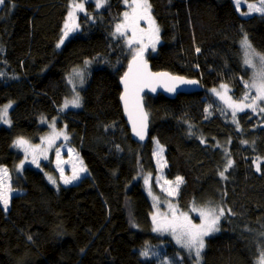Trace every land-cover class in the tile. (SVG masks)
Returning <instances> with one entry per match:
<instances>
[{"label":"trees","instance_id":"16d2710c","mask_svg":"<svg viewBox=\"0 0 264 264\" xmlns=\"http://www.w3.org/2000/svg\"><path fill=\"white\" fill-rule=\"evenodd\" d=\"M70 1L4 0L0 7V109L14 105L11 126L0 127V167L15 194L8 211L0 202V264H195L194 253L152 232L143 176L160 170L174 184L183 178L181 211L193 202L231 209L206 238L200 264H257L264 249V113L245 111L234 123L212 91L225 84L237 101L255 96L245 87L252 72L241 41L246 35L264 54V15L244 17L233 0H148L161 39L149 57L152 69L198 80L202 91L145 95L149 140L136 143L120 102L133 56L116 35L129 0H106L100 11L83 0L78 30L57 47ZM79 71L81 108L63 112L69 78ZM46 118L66 128L83 160L88 174L78 184L54 186L40 170L18 169L16 141L39 143L49 131Z\"/></svg>","mask_w":264,"mask_h":264},{"label":"snow or ice","instance_id":"6c2138e0","mask_svg":"<svg viewBox=\"0 0 264 264\" xmlns=\"http://www.w3.org/2000/svg\"><path fill=\"white\" fill-rule=\"evenodd\" d=\"M105 0H97V6L102 7ZM127 2V0H126ZM237 7H239V0H235ZM4 4V0H0V5ZM132 13L128 12L124 13L125 23L118 24L116 26V32L119 33L120 36H125L128 30H131L132 36L128 39V46L131 48L133 43L140 44L141 46L134 50L132 65L136 66L135 72L133 73V67L130 65L129 74H126L124 77V88L125 94L121 97L125 101V108L128 109L129 98H131L134 104L139 107V93L142 91L144 87H151L152 91H155V87L152 86V80L155 77H168L167 73H150L147 71L146 61L143 59V55L145 50L151 46L153 51L155 50L156 44L159 42V32L160 29L156 25L155 20L150 15V5L147 0H132ZM73 11L69 12V19H74V13L76 10L84 11V5L82 3H74ZM248 8L250 11L260 12L264 15V0H260L259 6L256 4H249ZM247 14V13H242ZM141 20H146L149 24V28L147 30L139 29V22ZM78 28V25H64V35L61 38L60 42L57 44V47H60L64 43V39H66L69 35L70 31H74ZM146 33L148 37V43H143L144 37L140 36L137 38V32ZM242 47L245 49V58L244 64L248 67L255 68L256 65L253 63V57H255L259 62V70L253 73L252 81H245V87L248 89H255L256 95L252 97L251 101H249V95L246 93L240 98V101H234L228 93V86L225 84H221V89L224 90L223 93L217 92L216 89H213V92L216 93L217 96L220 97L221 100L224 101L225 104L228 105L229 108L232 109L233 122L238 124L236 121V113L238 111H244L246 108L251 109L253 112L257 110L259 107L260 112H264V106H259L257 102L264 101V54H260L252 48L249 43L247 36L245 35L244 39L241 41ZM199 52V49H196ZM86 64L89 62H85ZM75 71V70H74ZM76 75L80 77V82L83 84V73L76 72ZM131 76V79H130ZM169 79L175 80L179 83L185 84H195L196 81L184 80L182 77H169ZM169 91H174V88H169ZM74 107H80V96L77 94L75 98L71 101ZM67 102L65 103V107H67ZM7 107H11L8 105ZM7 107L3 110L5 115L7 114ZM7 122V121H6ZM147 115L143 113L142 109L140 111V121L139 128H137L136 122H133V131L141 140L145 138V130L147 127ZM63 133H57V135H62ZM67 139V136H65ZM247 144V141H242ZM17 146H21L25 148V151L28 150V141L24 139H18L16 141ZM57 158H59V152H57ZM32 163H37L36 157L33 156ZM232 161L229 160L227 163V167L224 171H227L228 168L232 167ZM21 168L23 165L20 166ZM37 167L39 164L37 163ZM256 170L259 171V165H257ZM5 174L7 173L6 169H0ZM81 172H86V168H81ZM63 175V170H61ZM221 177L227 179L224 175V172L220 173ZM79 179V176L76 174L75 170L73 171V175L70 178L65 177L64 183H71L73 180ZM53 183L55 180L52 177H49ZM183 182L182 177L176 178V186L177 189L179 185ZM147 183V181H146ZM170 195L173 193H169ZM0 202L3 203L4 210H7L9 197L4 193L0 192ZM192 208V211H196L198 216L201 219L199 224L194 223L191 217L187 212H177L176 209L170 204V215L165 216L163 220H157L156 216H153V222L155 224L154 231L157 232H169L176 240V243L181 247L186 248L189 254L194 253V257L196 259L197 264H199V260L201 258V253L205 248V237L212 235L215 232H219V223L221 218L225 215V212L231 213V209H225L224 207L217 206L215 208L212 207H199L195 206ZM31 239V237H29ZM145 257L148 256V252L145 251L142 253ZM257 264H264V249L260 251L259 258L257 260Z\"/></svg>","mask_w":264,"mask_h":264},{"label":"rangeland","instance_id":"374dc122","mask_svg":"<svg viewBox=\"0 0 264 264\" xmlns=\"http://www.w3.org/2000/svg\"><path fill=\"white\" fill-rule=\"evenodd\" d=\"M87 2L88 3L93 2L97 8V11H100L104 7V5L106 4V0H105L102 7L97 6V0H92V1L89 0ZM147 2H148V0H147ZM74 3H82L83 4V0H71L69 3L70 4L69 12L73 11L72 6ZM129 3H130V6H129L128 13L131 14L132 13V7H133L132 0H129ZM234 3H235L236 8L241 13H247L246 15H249V16L254 15V14L262 15L260 12L250 11L248 8L249 4H256L257 6H259L260 0L256 3H249V2H246L244 0H239V7H237L235 0H234ZM148 4H149V2H148ZM78 13H79V10H76L74 13V19L73 20H70L69 15H68L64 25L66 23L69 24L70 26L73 24L78 25ZM150 15L154 19L151 7H150ZM124 23H125V17H124L123 21L121 22V24H124ZM148 28H149V24L146 20H141L139 22V29L147 30ZM77 30H78V28L74 31H70L69 35H72ZM116 35L120 36L119 33H117V32H116ZM131 36H132V32H131V30H128V32L125 36H120V37H124L127 44H128V39ZM140 36L144 37L143 43L147 44L148 43V37H147L146 33H141L138 31L137 32V38H139ZM159 37H160V32H159ZM160 40L161 39L159 38V42L156 44L154 51H153L152 47L149 46L145 50L143 56H147L148 58L150 56H153L155 54V52H157L158 46L160 44ZM248 41H249V39H248ZM249 43H250V41H249ZM140 46L141 45L137 44V43L132 44V46L130 48L131 56H133L134 50ZM241 47H242V45H241ZM242 52H243V57L245 58V49L243 47H242ZM253 63L256 65L255 68L247 66L252 72V77H253V73L255 71L259 70V62L255 57H253ZM79 72H81V71H79ZM69 83H70V94L71 95L66 101L64 100V102L61 106V111H63V112H65L67 110H78L81 108V106L80 107H74L71 103V101L75 98V96L77 94H79V96H80V105L82 104L81 95H80V92H78L79 86L81 85L80 77L78 76L76 80H74L73 78L70 77ZM214 89H216V88H214ZM216 91L221 92V93L224 92V90L221 89V87L217 88ZM253 91L256 95L255 89H253ZM212 93L215 95V97H218L219 101L224 105L226 110L232 115V109L229 108L228 105L225 104L224 101L221 100L220 97L217 96L215 92L212 91ZM227 94L229 96H231L229 87H228V93ZM232 99L234 101H237L233 97H232ZM249 101H251V100L249 99ZM66 102L68 104L67 107H65ZM237 102H239V101H237ZM257 104L259 106H264V101H259V102H257ZM8 105H11V107H7ZM6 107H7V114L5 115L3 110ZM13 107H14L13 104L8 103L0 109V127H2V126L3 127H10L11 126L10 111L12 110ZM245 111H252V110L249 108H246L244 111H238L236 113V116L242 112H245ZM255 112L264 113V112L259 111V107H257V110ZM232 118H233V116H232ZM235 119H236V117H235ZM47 120L48 119L46 118V122H45L46 125H44V126H47L49 131L44 137L41 138L39 143H33L29 140L24 139V140L28 141V150L27 151H25L24 147L17 146L19 148V151L23 154V160L19 164L18 169H19V171H22L26 167H32V168H35L37 170H40L44 173L47 181L51 185H54V186H59V185H61V186H72V185L78 184L81 181V179L88 174V171H86V172L80 171V169L82 167L86 168L84 163H83V160H82L80 154L69 144L70 138H69V135L66 131V128L65 127L64 128L59 127L57 125L56 120H49V121H47ZM57 133H63V134L57 135ZM65 136H67V139H65ZM57 152H59V158H57ZM33 156L36 157V160H37V163L39 164V167H37V163H32ZM159 158L161 160V166L165 167V165L163 164V160H164L163 155L159 156ZM155 162H156V167H157L156 151H155ZM21 165H23L22 168L20 167ZM0 169H6V168L0 167ZM61 170H63V175L61 173ZM74 170H75L76 174L79 176V179L73 180L71 183L65 184L64 178L65 177H67V178L72 177ZM160 172H161V175H159L158 177H155L154 175H151V174H149L148 176H146V175L143 176V184L145 186V190H146V192H147V194H148V196L152 202V205H153V213L151 216L152 223H153L152 232L155 235H168L173 240V242L175 244H177L175 238L169 232H157V231L153 230L155 227V224L153 222V216H156L157 220H163L165 216L170 215L169 205L171 204L176 209L177 212H187L194 223L199 224L201 222V219L198 216L197 212L192 211V209L190 211H181L180 210L178 203L176 202L177 195H178L176 184H174V183H172L166 179V177L164 176L165 172H163L161 170H160ZM49 177H52V179L55 180V183H53L51 180H49ZM146 181H147V183H146ZM155 185L158 186L160 189H162V192L157 191V189L155 188ZM0 192L4 193L5 195H7L9 197V203H8V207L6 210V211H8L10 208V200H11L12 196L15 195L13 193L12 188H11V180H10V174H9L8 170H7L6 174L3 171H0ZM170 192L173 194L170 195L169 194ZM1 204L3 206L2 202H1ZM196 207L199 208L200 206H196ZM201 207H203V206H201ZM216 233L217 232L213 233L210 236H213ZM207 237H205V240ZM177 245H179V244H177ZM203 251H202V253H203ZM202 253H201V256H202ZM200 261H201V258L199 260V264H200ZM195 264H197V262Z\"/></svg>","mask_w":264,"mask_h":264},{"label":"water","instance_id":"95a60500","mask_svg":"<svg viewBox=\"0 0 264 264\" xmlns=\"http://www.w3.org/2000/svg\"><path fill=\"white\" fill-rule=\"evenodd\" d=\"M144 61H146L147 64V71L150 73H167L169 74L168 77H155L152 80V86L155 87V91L151 90V87H144L142 91L139 93V107H137L133 100L129 98V103H128V109L126 110L125 108V101L120 98L122 110H123V115L124 118L127 122V125L130 130V134L132 139L136 143H145L149 140V117L144 105V98L145 95H150V96H157V95H164L170 99H175L178 95L180 94H195L199 93L202 91L201 83L198 80L195 79H189L184 76H179V75H173L167 71H154L152 69V64L149 61L147 57H143ZM132 65V59L129 61L127 70L123 77L120 80V87L122 90L121 97L124 96L125 94V88H124V77L126 74H129V67ZM133 67V73L135 72L136 66L132 65ZM169 77H182L184 80H190V81H196L197 83L195 84H185V83H179L175 80L169 79ZM131 79V76H130ZM169 88H174V91H169ZM143 111L147 115V127L145 130V138L141 140L139 136L136 135V133L133 131V122H136L137 128H139V121H140V111Z\"/></svg>","mask_w":264,"mask_h":264},{"label":"bare ground","instance_id":"6f19581e","mask_svg":"<svg viewBox=\"0 0 264 264\" xmlns=\"http://www.w3.org/2000/svg\"><path fill=\"white\" fill-rule=\"evenodd\" d=\"M233 3H234V0H233ZM234 5H235V3H234ZM1 8L3 7V5H1L0 6ZM236 7V6H235ZM237 9V8H236ZM237 12L239 13V14H241L242 16H244V17H248L249 15H246V14H242L238 9H237ZM155 187H157L156 185H155Z\"/></svg>","mask_w":264,"mask_h":264}]
</instances>
